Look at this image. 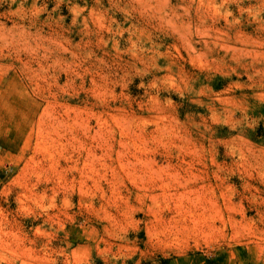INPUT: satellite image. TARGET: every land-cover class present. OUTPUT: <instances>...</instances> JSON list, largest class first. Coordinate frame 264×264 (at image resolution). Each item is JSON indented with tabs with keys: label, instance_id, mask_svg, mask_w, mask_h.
<instances>
[{
	"label": "rangeland",
	"instance_id": "rangeland-1",
	"mask_svg": "<svg viewBox=\"0 0 264 264\" xmlns=\"http://www.w3.org/2000/svg\"><path fill=\"white\" fill-rule=\"evenodd\" d=\"M0 264H264V0H0Z\"/></svg>",
	"mask_w": 264,
	"mask_h": 264
}]
</instances>
